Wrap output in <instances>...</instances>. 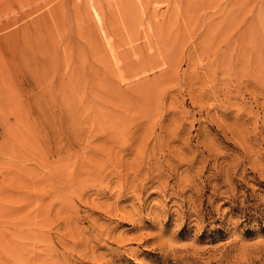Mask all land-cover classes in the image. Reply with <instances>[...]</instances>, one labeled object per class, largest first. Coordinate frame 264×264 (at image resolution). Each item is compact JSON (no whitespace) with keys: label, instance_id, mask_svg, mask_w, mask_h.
I'll return each mask as SVG.
<instances>
[{"label":"rangeland","instance_id":"1","mask_svg":"<svg viewBox=\"0 0 264 264\" xmlns=\"http://www.w3.org/2000/svg\"><path fill=\"white\" fill-rule=\"evenodd\" d=\"M0 264H264V0H0Z\"/></svg>","mask_w":264,"mask_h":264}]
</instances>
